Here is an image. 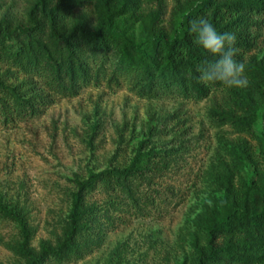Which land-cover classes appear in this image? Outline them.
<instances>
[{"label":"rangeland","instance_id":"374dc122","mask_svg":"<svg viewBox=\"0 0 264 264\" xmlns=\"http://www.w3.org/2000/svg\"><path fill=\"white\" fill-rule=\"evenodd\" d=\"M35 1L0 0V21L27 25ZM175 5L176 0H167L165 24ZM153 6L146 4L145 9ZM81 15L96 21L92 6L76 10L75 17ZM255 58H264V26L245 64ZM0 76L30 95L46 98L39 113L0 122V202L25 214L36 253L43 242L56 246L62 236L76 176L87 179L91 171L127 167L139 148L161 152L151 161L147 178L135 183L136 200L101 187L89 193L87 202L98 211L93 229L81 240L85 253L51 258L46 264L190 262L196 220L222 195L216 180L221 160L230 161L232 148L247 143L264 165L262 113L253 133L220 125L212 115L213 109L232 104L226 86L202 100L178 93L149 96L142 95L131 78L114 80L109 71L78 93L63 95L2 61ZM243 175L253 178V165ZM21 241L19 224L0 211V264H25L14 249Z\"/></svg>","mask_w":264,"mask_h":264},{"label":"trees","instance_id":"16d2710c","mask_svg":"<svg viewBox=\"0 0 264 264\" xmlns=\"http://www.w3.org/2000/svg\"><path fill=\"white\" fill-rule=\"evenodd\" d=\"M146 4L154 6L146 10ZM166 5L167 0H36L27 25L0 21V62L14 72L38 77L63 95L78 93L110 71L114 80L131 78L142 95L178 93L205 99L224 85L206 86L198 79V67L217 57L194 43L189 22L206 17L218 32H234L235 59L245 63L264 26V0H176L168 24ZM89 6L95 22L85 15L75 17L76 10ZM245 65L247 87L231 88L232 104L225 110L213 109L212 115L220 125L253 133L259 114L264 116V58ZM45 102L43 96L30 95L0 76V122L37 114ZM259 140L264 153V138ZM160 153L139 148L127 167L91 171L87 179L76 176L64 232L56 246L43 242L38 253L31 248L33 231L25 214L0 202V211L19 224L23 235L15 251L25 264L83 256L86 246L81 240L93 229L98 211L87 195L101 187L136 200L135 183L147 178L151 161ZM231 156L218 165L222 195L214 197L196 220L193 258L184 264H264V165L247 143L233 147ZM249 165L254 167L250 179L243 175Z\"/></svg>","mask_w":264,"mask_h":264},{"label":"clouds","instance_id":"9594fccd","mask_svg":"<svg viewBox=\"0 0 264 264\" xmlns=\"http://www.w3.org/2000/svg\"><path fill=\"white\" fill-rule=\"evenodd\" d=\"M189 32L195 34L194 43L217 57L213 62L205 61L198 67V79L206 86L220 83L227 88H245L248 85L246 65L235 59L238 49L234 32H218L206 17L189 22Z\"/></svg>","mask_w":264,"mask_h":264}]
</instances>
